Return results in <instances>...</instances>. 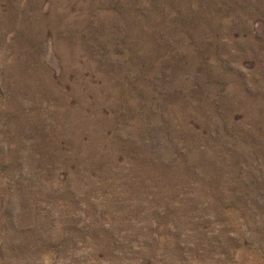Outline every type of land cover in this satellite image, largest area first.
Segmentation results:
<instances>
[{
    "label": "rangeland",
    "instance_id": "1",
    "mask_svg": "<svg viewBox=\"0 0 264 264\" xmlns=\"http://www.w3.org/2000/svg\"><path fill=\"white\" fill-rule=\"evenodd\" d=\"M0 264H264V0H0Z\"/></svg>",
    "mask_w": 264,
    "mask_h": 264
}]
</instances>
